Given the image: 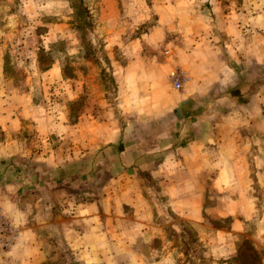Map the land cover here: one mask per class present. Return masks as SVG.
<instances>
[{
  "label": "crops",
  "instance_id": "obj_1",
  "mask_svg": "<svg viewBox=\"0 0 264 264\" xmlns=\"http://www.w3.org/2000/svg\"><path fill=\"white\" fill-rule=\"evenodd\" d=\"M225 2L229 10L211 15V20L220 21L219 25H209L216 27L209 29L214 30L213 35L221 37L217 39H221L218 45L174 48L171 66L157 64L155 71H145L144 65L135 72L133 65L121 71L117 78L119 102L127 124L126 128H118L117 138L113 137L117 131L111 123L89 125V129H102L103 134L100 140L93 137L88 146L102 144L109 146L105 152L112 149L118 153L117 165L112 166L118 170L108 178L100 194L102 211H107L116 222L108 226L103 220L106 215L101 214L94 200L79 204L73 194L62 188L55 190L60 214L51 220V208L44 200L50 190L43 188L35 194L39 197L34 201L44 205L32 201L23 208L24 213H29L26 220L35 218L40 211L39 220L35 221H39L40 234L32 230L33 224L28 221L30 226H22L20 237H15V246L11 247L17 261L45 264L54 256L43 245L65 242L71 252L81 253L79 259L92 264L101 258L92 251L98 241L124 248L118 255L108 252L106 257L109 255L112 260L175 264L170 252L156 256L152 250L138 252L131 246L132 238L137 236L149 243L161 238L157 233L164 225L158 223L149 203V197L157 194L195 231L207 256L221 261L218 264H240L242 242L251 246L258 264H264V215L259 214L261 209L253 197L255 181L264 185V12H251L246 7L245 13L234 0ZM177 52L182 55L176 56ZM176 74L177 79L183 76L180 88H175L170 79ZM39 110L28 108L26 118L39 120ZM17 117L13 112L9 117L3 115L5 128L18 131ZM43 128L45 133L54 129L48 123ZM57 128L60 130L58 125ZM79 141L74 143L73 139L71 149L78 148ZM59 148L55 157L51 148L47 152L42 150L37 157L45 154L41 159L51 164L59 159H65L63 163L70 160L67 150L57 158ZM19 151L22 148L10 142L0 149V154ZM35 158L33 154L31 161ZM71 163L79 168L74 160ZM79 170H72L71 179L59 170L54 180L70 179L78 186ZM32 175L29 172V182L24 181V186L9 191L15 194L25 187V193L36 192L29 189ZM93 193L94 190L91 196ZM7 197L11 207H15L11 210L18 212L13 195ZM69 214L71 218H65ZM209 217L219 223L214 225ZM250 230H254L253 235ZM230 259L232 263L227 262Z\"/></svg>",
  "mask_w": 264,
  "mask_h": 264
},
{
  "label": "rangeland",
  "instance_id": "obj_2",
  "mask_svg": "<svg viewBox=\"0 0 264 264\" xmlns=\"http://www.w3.org/2000/svg\"><path fill=\"white\" fill-rule=\"evenodd\" d=\"M234 2L245 13L246 7L251 12H264V0ZM224 3L225 0L218 3L216 0H0V149L10 142L22 148L16 154H0V215L14 229L15 237H20L22 226L29 224L27 221L40 234L39 221L35 222L40 211L35 218L26 220L29 213H24L23 208L32 201L41 203L34 200L43 188L50 190L46 191L44 200L51 208V220L60 214L55 190L62 188L73 194L79 204L94 200L101 214L106 215L103 220L108 226L116 222L107 211H102L100 194L108 178L118 170L112 167L117 165L118 153L112 149L105 152L109 146L102 144L95 148L88 146L93 137L100 140L103 134L102 129H89V125L111 123L116 131L119 127L126 128L127 117L120 108L117 80L123 69L133 65L135 72L144 65L145 71H155L157 64L170 65L174 48L218 45L221 39H217L221 37L214 36V30L209 29L216 27L209 28V25L210 22L219 25L220 21L211 20L214 17L211 15L229 10V5L226 3V7ZM179 55L181 52L176 53ZM28 108L41 109L39 120L26 118ZM11 112L19 117L18 131L5 128L3 123V115L9 117ZM46 123L54 129L45 133ZM118 136L117 131L113 137ZM73 139L74 143L80 140L78 148L71 149ZM50 148L54 157L59 148L57 158L63 157L67 150L71 159L64 163L65 159H59L51 164L41 159L45 154L37 157L42 150L47 152ZM33 154L36 160L31 161ZM73 160L79 168L70 164ZM77 169H80L78 186L70 182L72 170ZM59 170L70 179L54 180ZM29 172L33 174L29 189L34 188L36 192L25 193V187L15 194L9 191L24 186V181L29 182ZM40 174L44 178H38ZM91 177L94 179L89 181ZM144 178L149 181L147 176ZM254 189L253 197L261 209L259 214L264 215V185L257 180ZM4 193L13 195V202L21 211L11 210L15 207H11ZM149 198L154 217L164 225L157 233L161 238L149 243L134 237L131 244L134 251L152 250L156 256L170 252L175 264L221 262L207 256L195 231L171 211L162 196L156 194ZM65 218H71L70 214ZM209 218L214 225L219 223ZM32 230H28L29 235H33ZM250 231L253 235L254 230ZM11 247L0 245V264H22ZM43 248L54 256L45 264H87L79 259L81 253L71 252L65 242L45 244ZM23 249L21 246L20 250ZM122 250V246L97 241L92 251L101 258L92 264H128L125 260L106 257L108 252L118 255ZM239 253L240 264H258L248 243H241ZM227 262L232 263L231 259Z\"/></svg>",
  "mask_w": 264,
  "mask_h": 264
},
{
  "label": "built area",
  "instance_id": "obj_3",
  "mask_svg": "<svg viewBox=\"0 0 264 264\" xmlns=\"http://www.w3.org/2000/svg\"><path fill=\"white\" fill-rule=\"evenodd\" d=\"M177 74L170 79L175 83V88H180L183 81L180 80L183 76L180 75V78L177 79ZM8 223H6L2 216L0 215V245L2 247L9 248L12 246L14 239H15V233L14 229L10 227Z\"/></svg>",
  "mask_w": 264,
  "mask_h": 264
}]
</instances>
